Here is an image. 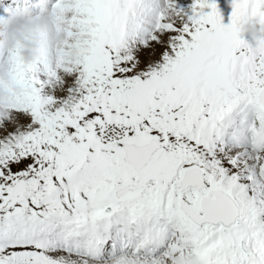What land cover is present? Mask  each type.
Returning a JSON list of instances; mask_svg holds the SVG:
<instances>
[{
  "label": "snow or ice",
  "instance_id": "1",
  "mask_svg": "<svg viewBox=\"0 0 264 264\" xmlns=\"http://www.w3.org/2000/svg\"><path fill=\"white\" fill-rule=\"evenodd\" d=\"M232 8L56 0L47 78L8 50L0 264H264V0Z\"/></svg>",
  "mask_w": 264,
  "mask_h": 264
},
{
  "label": "clouds",
  "instance_id": "2",
  "mask_svg": "<svg viewBox=\"0 0 264 264\" xmlns=\"http://www.w3.org/2000/svg\"><path fill=\"white\" fill-rule=\"evenodd\" d=\"M33 6L18 8L0 23V101H6L13 92L20 89L12 85L10 76L11 62L8 50L19 47L23 60L28 65H36L42 60L52 45H62L67 39L65 31L57 28V14L48 6V0H38ZM244 32H256V25L245 18L241 22ZM12 85V90L9 89Z\"/></svg>",
  "mask_w": 264,
  "mask_h": 264
},
{
  "label": "rangeland",
  "instance_id": "3",
  "mask_svg": "<svg viewBox=\"0 0 264 264\" xmlns=\"http://www.w3.org/2000/svg\"><path fill=\"white\" fill-rule=\"evenodd\" d=\"M188 11H190V14H192V11H191V9L189 10V9H187Z\"/></svg>",
  "mask_w": 264,
  "mask_h": 264
},
{
  "label": "bare ground",
  "instance_id": "4",
  "mask_svg": "<svg viewBox=\"0 0 264 264\" xmlns=\"http://www.w3.org/2000/svg\"><path fill=\"white\" fill-rule=\"evenodd\" d=\"M190 10V9H189ZM188 11V10H187Z\"/></svg>",
  "mask_w": 264,
  "mask_h": 264
}]
</instances>
